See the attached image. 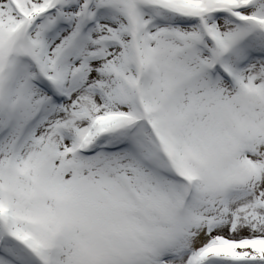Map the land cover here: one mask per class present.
Instances as JSON below:
<instances>
[{
  "label": "snow or ice",
  "instance_id": "6c2138e0",
  "mask_svg": "<svg viewBox=\"0 0 264 264\" xmlns=\"http://www.w3.org/2000/svg\"><path fill=\"white\" fill-rule=\"evenodd\" d=\"M0 264H264V0H0Z\"/></svg>",
  "mask_w": 264,
  "mask_h": 264
}]
</instances>
